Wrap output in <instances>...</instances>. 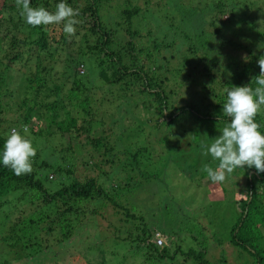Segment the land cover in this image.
I'll list each match as a JSON object with an SVG mask.
<instances>
[{
    "label": "trees",
    "instance_id": "16d2710c",
    "mask_svg": "<svg viewBox=\"0 0 264 264\" xmlns=\"http://www.w3.org/2000/svg\"><path fill=\"white\" fill-rule=\"evenodd\" d=\"M109 1L66 0L80 12L76 17L80 21L75 25L76 34L69 36L64 33L62 24L30 26L20 15L16 0H0V28L3 30L0 37V154L13 128L23 133V128L27 126L26 135L32 139L33 146L41 145L33 158L31 174L17 176L0 163V258L4 256L0 264H128L127 254H131V249H134L131 258H138L143 264H175L174 257L177 255L182 258V264H225L227 260L221 253L215 263L208 257L212 249H218L214 244L222 246L216 236H210L213 238L210 246L195 241L194 247L183 251L177 241L170 239L173 234H169L168 229H162L153 221L147 223L144 215H149L151 209L149 212L129 207L130 198L120 199L121 203L116 200L122 196L121 193L127 195L136 189L129 188L130 184L124 182L128 177H123L121 184L115 185L114 178L119 171L117 160L108 176L113 184L108 186L111 192L96 178H79L71 157L82 151L79 156L84 154L83 161L88 166L93 153L111 155V138L119 137L111 132L106 135V124L94 119L96 102L91 95V87H98L106 94L99 101V107H113L119 114V126L127 120L130 122L131 117L138 122L140 118L136 115L142 112L138 106L146 109L147 102H152L154 106L150 111L158 121L157 126L170 127L180 116L189 114L198 127L209 126L213 130L219 124L225 126L230 122V118L223 116L222 112L227 99L225 88L257 87L254 78L260 73L257 62L264 56V47L262 52L254 48L251 51L227 38L226 33L221 35L220 29L209 31L217 36L214 39L211 37L209 45L226 49L231 54L229 64L222 73V68L218 69L219 78L225 79L224 83L220 85L222 80H217L220 91H213L215 80L208 72L215 64L208 65L202 69L208 78L202 83V94L213 103L204 104L202 99L194 105L187 102L176 110L172 100L175 96L166 93L168 88H162L166 79L157 80L149 76L151 72L147 63L140 58L142 49L131 41L137 33L131 32L130 22L139 14V9L123 10L122 26L126 32L129 31L130 40L119 41L115 30L105 28L100 19V7ZM59 2L31 0V6L54 12ZM210 25L215 24L212 22ZM251 26L248 35L258 42L264 41V29ZM187 52L194 53L198 60L199 51L193 44ZM240 52H243L242 56ZM60 56L63 60L58 59ZM204 60L203 54L199 61ZM85 62L94 66V71L90 68L91 74L85 70ZM79 67H82L83 73H80ZM59 68L62 72L58 71ZM196 85L194 80L193 86ZM200 95L197 94V97ZM6 99H13L14 103L6 102ZM170 104L174 107L169 114ZM74 110L84 117L74 116ZM9 114L12 116L7 118ZM256 121L264 133V111L257 115ZM125 130L120 136L140 145L143 140L132 133L133 126ZM56 138L61 142L57 148L47 146L49 140ZM120 141L124 144L121 137ZM85 147L87 152H84ZM143 153L144 149L138 148L126 160L124 158L123 170L136 169L139 166L138 157ZM105 162L111 167L114 160L108 158ZM242 170L245 172V188L239 191L238 200L233 203L230 192L229 207L222 209L210 204L215 207L209 208L213 211H209L211 218L200 212L192 213L193 216L198 215L203 223L196 233L193 232V225L185 221V212L180 215L181 222L190 237H203L208 227L214 232V221L216 223L220 219L225 222L222 212L229 213L233 208L229 226L225 228L229 232L226 241L245 252L250 264H264V173L258 174L254 167H246V171L237 168L229 177L237 176ZM44 171H48V175L54 174L55 179L41 176ZM205 175L202 173L199 177ZM39 176L46 178L47 185ZM210 184L214 189L224 185L211 180ZM121 185L122 188H118ZM231 191L235 189L231 188ZM106 214L115 223L104 229L98 219L105 220ZM166 224L169 229H172L170 225H174L173 222ZM157 235L163 241L160 246L155 242ZM119 248L123 250L121 253ZM71 249L75 252L71 253Z\"/></svg>",
    "mask_w": 264,
    "mask_h": 264
},
{
    "label": "rangeland",
    "instance_id": "374dc122",
    "mask_svg": "<svg viewBox=\"0 0 264 264\" xmlns=\"http://www.w3.org/2000/svg\"><path fill=\"white\" fill-rule=\"evenodd\" d=\"M219 6L222 7L217 9ZM134 8L139 9V14L133 17L130 22L131 32L137 33V36L131 38V41L137 48L142 49L140 58L147 63L151 72L149 76H154L157 80L166 79L162 88L164 90L168 88L169 91L166 93L175 96L172 99L175 107L169 105V114L173 112L172 107L177 110L187 102L194 105L193 103L204 99V104L213 103L210 98L202 94V83L203 81L207 82L208 79L206 72L202 69H206L209 67L208 65L215 64L212 68L210 66L211 72H208L210 78L215 80L212 85L213 91L215 93L220 91V83H218L220 80H222L220 85L224 83L225 79L219 78L221 74L218 69L222 68V73L223 68L229 64L231 54L226 49L222 50L218 46L209 45L211 37L213 39L217 37L209 31L220 29L221 35L226 33L227 38L251 51L254 48L256 51L262 52L264 47V41L258 42L247 33L252 24L253 26L257 25L261 30L264 29V0H110L101 5L99 15L105 28L115 30L116 38L119 41L130 40L129 31L126 32L125 27L122 26L124 25L122 12ZM240 8L241 10H239ZM212 22L215 25H210ZM2 36L3 30L0 28V37ZM262 39H264L263 36ZM192 44L199 51L198 60L194 53L189 54L187 52V48H192ZM203 54L205 60L200 62ZM239 54L242 56L243 52ZM58 59L63 60L61 56ZM90 68L93 71L95 69L90 62H85V70L89 74L92 73ZM58 71L62 72V68H59ZM194 80H196V86H193ZM217 80L219 81L217 82ZM96 81L98 82L97 79ZM88 87L91 86L88 85ZM65 91L66 88H64ZM199 93L201 95L197 97ZM91 95L96 102L93 107L94 119L106 124V135L111 132L112 135L119 137L111 138L113 140L110 145V148H113L111 155L104 152L99 155L93 153L88 166L83 161L84 154L79 156L83 153L82 151L79 155H73L71 159L75 164L76 175L81 179L96 178L99 184L111 191L108 186L113 184L109 182L108 176L115 167L117 160L119 171L114 178L115 185L121 184L123 177H128L129 179L125 178L124 182L130 184L129 188L136 189L127 195H123L124 192L121 193L122 196L116 200L120 202V199L128 200L130 198L129 207L141 208L143 211L151 209L149 215H144L147 223L153 221L154 224H159L162 229H168V233L173 234L170 239L174 242L177 241L178 245L183 247V251L194 247L195 241L203 244V246L206 244L210 246L213 239L210 236H216L217 239L221 240L222 246L218 247L214 244V247L218 249H212L208 253L212 262H217L221 253L227 260L225 264H250L245 252L232 247L226 241L229 238V232L225 228L229 226L230 217L234 212L233 208L229 213L222 212L225 222L220 219H217L216 223L214 221L212 223L214 232H211V228L208 227L203 237H190L191 235L181 222L180 215L185 212V221L193 225V232H198L203 223L198 215L193 216L192 213L200 212L203 216L211 218L210 212L213 213V211L212 209L210 211L209 208L215 207L210 206V204L225 209L229 207V193H232L234 203L239 198V191H243L245 188V172L243 170L238 171L237 176L228 177L223 182V187L221 185L217 187L219 189H214L211 186L207 173L201 170L204 164H210L214 168L218 165V161H213L210 155H202L201 145H210L213 139L221 134L220 131L224 126L219 124L213 130L209 126L198 127V124L189 114L180 116L174 123H171L170 127L157 126L158 121L150 111V109L153 110L154 106L152 102H147L146 109L138 106V110H142L139 115H136L140 118L138 122L131 117L130 122L127 120L126 123L122 122V125L119 126V114L114 111L113 107H99V101L106 94L104 95V92L98 87H91ZM192 97L194 98L193 101ZM6 102L14 103V100L6 99ZM11 116L9 114L7 118ZM74 116L84 117L75 110ZM113 120L115 121L114 124H112ZM134 122L137 124H133ZM40 125L43 127V124ZM131 125L134 129L131 130L132 133L143 140L139 142L140 145L132 140L128 142L127 139L125 140L124 137L120 136L122 131H126L125 129ZM120 137L124 144L120 141ZM49 141L50 144L47 146L53 145L56 148L61 143L58 142L57 138ZM40 146L37 144L35 147L38 150ZM138 148H143L145 151L143 155L138 157L139 166L130 171L123 170L124 158L126 160L127 156L135 153ZM84 152H87L86 147ZM108 158L114 160L111 167L110 163L108 165L105 162ZM244 169L246 171V167ZM104 172L105 174H103ZM202 173L206 175L200 178ZM42 175L46 177L48 171H44ZM41 176L39 178L47 185L46 178ZM48 177L55 179L54 174L51 173ZM118 188H122V185ZM231 188L235 191L232 192ZM131 195L133 196L131 197ZM206 206L208 211L204 210ZM108 209L111 210L109 206ZM107 215L105 220L98 219L101 228L105 229L110 223H115ZM169 222L174 224L170 225L172 229L167 228L166 223ZM166 240L168 242V239ZM71 250V253L75 252L73 249ZM122 251L119 248V253ZM133 251L134 249H131L129 250L131 254H127L128 264H143L140 259L131 258ZM174 260L175 264H182V258L179 255L175 256Z\"/></svg>",
    "mask_w": 264,
    "mask_h": 264
},
{
    "label": "clouds",
    "instance_id": "9594fccd",
    "mask_svg": "<svg viewBox=\"0 0 264 264\" xmlns=\"http://www.w3.org/2000/svg\"><path fill=\"white\" fill-rule=\"evenodd\" d=\"M20 15L32 27L63 25L64 33L69 36L76 34V27L80 21L79 9L71 7L66 0H60L55 11L44 7H32L31 0H16ZM260 73L254 78L257 87L250 85L232 86L225 88L226 102L223 104V116L230 118V122L220 131V135L213 139L210 145H201L203 156H211L218 161L214 168L204 164L202 171L207 173L213 183H223L237 168H255L256 172L264 173V133L256 117L264 111V56L258 60ZM83 73L82 67H79ZM13 128L0 154V163L11 169L15 175H27L33 171V158L37 149L33 146L30 136Z\"/></svg>",
    "mask_w": 264,
    "mask_h": 264
},
{
    "label": "built area",
    "instance_id": "2783aa9c",
    "mask_svg": "<svg viewBox=\"0 0 264 264\" xmlns=\"http://www.w3.org/2000/svg\"><path fill=\"white\" fill-rule=\"evenodd\" d=\"M156 238H157V239H156V241H155V242H156V244H157V245H159V246H160V245L163 243V241H162V240L159 238V236H158V235H157V237H156Z\"/></svg>",
    "mask_w": 264,
    "mask_h": 264
}]
</instances>
